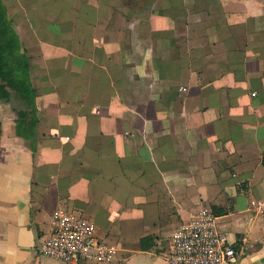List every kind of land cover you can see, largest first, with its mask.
Instances as JSON below:
<instances>
[{
    "label": "crops",
    "instance_id": "1",
    "mask_svg": "<svg viewBox=\"0 0 264 264\" xmlns=\"http://www.w3.org/2000/svg\"><path fill=\"white\" fill-rule=\"evenodd\" d=\"M2 1L33 100L0 91V264H68L38 250L60 210L169 264L206 209L264 264V0Z\"/></svg>",
    "mask_w": 264,
    "mask_h": 264
},
{
    "label": "built area",
    "instance_id": "2",
    "mask_svg": "<svg viewBox=\"0 0 264 264\" xmlns=\"http://www.w3.org/2000/svg\"><path fill=\"white\" fill-rule=\"evenodd\" d=\"M252 208L264 213V199L252 202ZM218 220L206 209L192 223L180 227L170 239L166 254L169 264H237L239 254L227 234L219 229ZM52 231L38 246L45 256L68 264H110L115 259L117 249L100 241L94 223L84 216L60 210Z\"/></svg>",
    "mask_w": 264,
    "mask_h": 264
},
{
    "label": "trees",
    "instance_id": "3",
    "mask_svg": "<svg viewBox=\"0 0 264 264\" xmlns=\"http://www.w3.org/2000/svg\"><path fill=\"white\" fill-rule=\"evenodd\" d=\"M29 59L23 52L17 29L10 19L8 9L0 0V91L13 87L23 99L31 104L33 93L29 80ZM147 241H143L145 248ZM145 245V246H144Z\"/></svg>",
    "mask_w": 264,
    "mask_h": 264
},
{
    "label": "rangeland",
    "instance_id": "4",
    "mask_svg": "<svg viewBox=\"0 0 264 264\" xmlns=\"http://www.w3.org/2000/svg\"><path fill=\"white\" fill-rule=\"evenodd\" d=\"M0 85H1V82H0Z\"/></svg>",
    "mask_w": 264,
    "mask_h": 264
}]
</instances>
